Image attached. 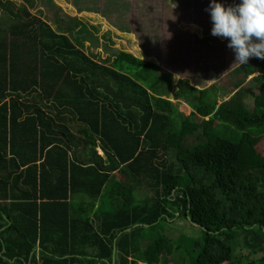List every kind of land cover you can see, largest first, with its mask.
Segmentation results:
<instances>
[{"label": "trees", "instance_id": "obj_1", "mask_svg": "<svg viewBox=\"0 0 264 264\" xmlns=\"http://www.w3.org/2000/svg\"><path fill=\"white\" fill-rule=\"evenodd\" d=\"M2 13L0 264H108L115 247L116 264H264V60L221 102L178 81L177 116L155 62L99 61L27 5ZM176 214L200 240L145 242Z\"/></svg>", "mask_w": 264, "mask_h": 264}, {"label": "rangeland", "instance_id": "obj_2", "mask_svg": "<svg viewBox=\"0 0 264 264\" xmlns=\"http://www.w3.org/2000/svg\"><path fill=\"white\" fill-rule=\"evenodd\" d=\"M32 1L35 4L32 12L49 20L59 31H62V24H56L57 18L65 21L63 25L66 27L73 24L71 17L84 19L86 28L71 37L77 43H89L88 52L99 61L113 59L119 52H126L157 63L164 72L172 75L173 94L178 81L183 80L200 90L215 86L216 96L221 102L229 100L235 86L246 80L239 71L240 65L234 64V52L227 47L229 41L211 35L213 25L209 12L205 11L210 0ZM15 2L20 6L23 4ZM217 2L228 7L241 0ZM4 16L5 13L2 18ZM251 79L246 80L244 88L252 86ZM173 94L170 96L172 100ZM246 102L253 111L254 100L248 99ZM182 105L183 102L179 107ZM176 114L184 115L179 109ZM138 193L136 197L141 202L148 198L146 191ZM182 235L200 240L201 230L189 219L176 214L175 219L163 223L159 230H147L144 237L145 242L149 243L159 236L177 239ZM243 255L245 252L236 253L237 257ZM260 257L258 255L254 259ZM183 261L184 258L177 255L174 264H182ZM246 264L260 263L246 261Z\"/></svg>", "mask_w": 264, "mask_h": 264}, {"label": "clouds", "instance_id": "obj_3", "mask_svg": "<svg viewBox=\"0 0 264 264\" xmlns=\"http://www.w3.org/2000/svg\"><path fill=\"white\" fill-rule=\"evenodd\" d=\"M211 35L229 41L235 63L245 65L251 58L264 60V0H241L225 7L210 0Z\"/></svg>", "mask_w": 264, "mask_h": 264}, {"label": "crops", "instance_id": "obj_4", "mask_svg": "<svg viewBox=\"0 0 264 264\" xmlns=\"http://www.w3.org/2000/svg\"><path fill=\"white\" fill-rule=\"evenodd\" d=\"M11 1H13V2H15V1H18L19 3H23V4H21V5H27L28 7H29V9H30V12H31V14H33V15H35V16H38V17H42L44 20H46V21H48L49 22V20H47L46 18H44L43 16H41V15H37V14H34L33 12H32V8L35 6V4H34V1H32V0H11ZM15 4H17L16 2H15ZM18 5V4H17ZM20 6V5H19ZM37 9H38V7H37ZM37 9H35V10H37ZM2 15H3V13L2 14H0V20L2 19ZM76 17V16H75ZM9 18V15L8 14H5V16L3 17V19H5V20H7ZM71 19H74L73 20V24L70 26H65V25H63L64 23H65V21H63V20H60L59 18H57L56 19V24H58L59 22L62 24V31H59V30H57L56 28H55V26H53V24L52 23H50L51 25H52V27L56 30V31H58V32H62V33H66L67 35H69V36H75V35H77L78 33H77V31H82L83 29H85L86 28V23H85V21H84V19H81V18H78V17H76V18H74V17H71ZM79 19V20H78ZM79 21V23H81V26L80 27H78L77 28V24H76V22H78ZM72 28V29H76L75 31H73V32H68L69 31V28ZM78 43H82L84 46H85V51H86V53H88L89 55H90V53L88 52L89 50H90V44L89 43H87V42H85V41H79ZM120 53V52H119ZM118 53V54H119ZM133 55H135V54H133ZM136 57H139V55L137 56V55H135ZM139 58H141V59H143V60H145V61H148L147 59H145L144 57H139ZM151 62H153V61H151ZM157 64V63H156ZM158 65V64H157ZM160 66V65H159ZM189 83V82H188ZM190 84V83H189ZM176 91H177V87H176ZM173 94V93H172ZM170 100H172V99H170ZM174 103H176V105L178 104V102L180 103L181 101H175L174 100V98H173V100H172ZM181 111V110H180ZM47 112H48V114L49 115H52L53 114V112H51V111H48L47 110ZM57 113V112H56ZM181 113H182V111H181ZM185 115V114H184ZM186 116V115H185ZM99 151H100V153L103 155V153H102V150L101 149H99ZM105 198L104 197H101L100 199H99V202L97 203V207L99 208L101 205H102V200H104ZM77 202H79V200H77ZM76 202V203H77ZM147 228H148V226H147ZM130 231H132V230H130ZM127 232H129V231H127ZM114 249H116V247L114 248ZM116 251V253H115V255L113 256V261H112V263H109V262H107L108 264H116V262H117V249L115 250ZM139 264H144L143 262H139Z\"/></svg>", "mask_w": 264, "mask_h": 264}, {"label": "water", "instance_id": "obj_5", "mask_svg": "<svg viewBox=\"0 0 264 264\" xmlns=\"http://www.w3.org/2000/svg\"><path fill=\"white\" fill-rule=\"evenodd\" d=\"M193 223V222H192ZM194 225H196L197 227H201L200 225H198V224H196V223H193ZM203 229H205V228H203ZM130 230H132V229H129V230H127V231H130ZM116 249H114V255H115V253H116V251H115Z\"/></svg>", "mask_w": 264, "mask_h": 264}]
</instances>
